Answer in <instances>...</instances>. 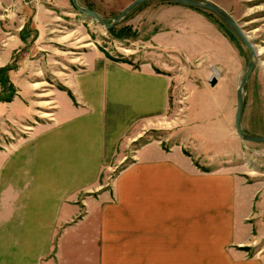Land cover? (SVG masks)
Masks as SVG:
<instances>
[{
	"label": "crops",
	"instance_id": "obj_1",
	"mask_svg": "<svg viewBox=\"0 0 264 264\" xmlns=\"http://www.w3.org/2000/svg\"><path fill=\"white\" fill-rule=\"evenodd\" d=\"M19 9L16 25L0 12V66L23 43ZM36 11L39 32L40 16L45 22L49 14L78 15L71 0H38ZM152 11L145 21L149 32L142 36L156 52L151 58L131 64L91 46L64 78L75 101L62 92L51 122L10 148L32 173L19 177L15 196L5 201L11 203L5 211L7 246L14 242L10 226L19 223L22 245L31 248L19 264H264V177L248 180L233 163H214L236 155L231 148L212 150L218 152L210 153L213 160L198 165L183 143L198 142L208 159L209 141L196 130H235L237 85L231 99L217 88L226 75L220 52L227 53L229 41L191 6L162 3ZM174 55L184 62L195 55L213 61L219 78L188 93L182 139L172 132L166 144L149 140L122 149L123 165L109 177L107 167L116 160L125 130L163 115L176 96ZM228 109L232 129L220 123ZM200 116L206 125H200ZM35 246L40 255L29 259ZM6 263L18 262H0Z\"/></svg>",
	"mask_w": 264,
	"mask_h": 264
},
{
	"label": "rangeland",
	"instance_id": "obj_2",
	"mask_svg": "<svg viewBox=\"0 0 264 264\" xmlns=\"http://www.w3.org/2000/svg\"><path fill=\"white\" fill-rule=\"evenodd\" d=\"M130 1L77 0L80 5L97 12L108 23ZM210 1L221 6L233 16L257 50L254 66L243 87L244 107L241 127L246 133L264 135V0ZM164 2L161 0H146L140 3L112 25L111 30L88 18L73 6L74 13L78 14L75 17L70 13L66 15L55 13L49 14V17L46 16L44 22L42 16H40L41 31L39 32L32 18V16L38 17V11H36L38 0H3V4L0 6L2 18L10 20L16 25L18 22L16 14L20 13L17 10L21 8L22 13L24 12L22 27L26 31H22V29L20 31L24 44L20 43L10 60L2 65L9 66L6 72L8 81L3 86L0 84V198L4 196L1 199L2 203L3 201L9 202L13 193L15 196L17 191L14 190L15 185L13 184L19 180V177L24 178L25 173L29 172L27 169L22 168L24 161L18 159L14 152L11 153L10 148L12 149L17 140L29 135L36 127L51 122L55 111L60 105L62 106L63 101L60 99L64 96L62 92L75 101L72 93L63 82L66 74L75 68L77 62H80L79 57L93 46L104 53L106 57H108L106 55L108 53L114 58L125 59L131 64H137L140 60H145L146 57L147 59L148 57L151 58L156 52L152 49L151 51L148 50V43L142 38L150 29L146 26L145 21L150 18V14L153 12L152 9H155L156 6L162 3H171ZM192 8L212 21L218 32L229 41L227 53L220 52L221 64L225 65L226 62L225 71L222 73H226V75L222 74L223 80L217 88L220 89V92L226 94L228 99H231L232 91L239 84L245 72L249 52L219 17L214 14L208 15L205 11L198 10L195 7ZM116 33H124V35L119 38L115 36ZM189 51L191 52L190 55H194L191 47ZM166 57L169 58L168 55ZM189 57L186 62L180 57H175V55L170 57L174 58L170 63H173V71L178 75V79L172 84L171 89L176 96L170 97L171 100L166 113L147 121L138 120L125 130L117 147L116 160H113V158L111 165L107 167L109 177L123 165L122 149L126 148L128 152L129 148L132 150L140 143L149 140H157L162 144H166L167 138H169L168 134L172 132L174 137L179 140L182 139L183 132L187 130L179 129L186 125L184 121L189 96L195 92L194 89H199V87L201 89L203 85L207 86L212 76L219 78L218 71L221 72L220 68L215 67L213 61H211L212 64L209 60H199V55H195L194 58ZM108 58L111 59V57ZM206 59H209V56ZM228 83H231L229 87H227ZM9 84L10 87H7ZM10 92H12L11 100H13H4L3 97L10 94ZM188 93H190L189 96ZM207 104H209L208 100L206 101ZM210 114V119L216 117ZM230 114L228 109L226 119L221 120L220 123L232 129ZM206 116H208V113ZM200 117L198 119L200 125H206L207 123L202 121L206 117ZM209 124L211 126L215 125L212 122ZM196 132L209 141L208 159L201 154L200 150H203L204 147L202 145L201 147L198 142L184 139L183 143L184 145L186 143V146L192 151L195 157L194 160L196 159L198 165L202 161L211 162L213 156L210 157V153L211 155L218 153L213 152L214 150L219 151L220 149L221 153H226V151H222L223 148H231L236 151V155L233 157L222 156L224 157L222 160H215L214 163L217 161L223 164L226 163V165L233 163V166L238 167L239 172L248 175V180L264 177V143L244 141L235 134V130H205V134L201 133V130H196ZM39 134H42V131ZM195 148H199V150H195ZM204 151L206 152V149ZM132 154L133 152L130 154L131 157H133ZM29 174L32 175L31 172ZM6 202L0 205V262L2 260L4 262L13 260L19 264L24 260L26 250L30 251L31 248L22 245L24 241L21 240L22 231L19 223L10 226V231L13 233V247L10 248V243L7 244L10 237H6L5 234L9 229L4 223L10 220V216L7 220L5 211L6 209L9 210L7 207L11 203L5 206ZM39 218H41V221L43 220L42 215ZM5 224H10V221ZM40 246L33 248L34 250L28 255L29 259H35L40 255L38 253L41 250ZM11 250L14 251L11 253Z\"/></svg>",
	"mask_w": 264,
	"mask_h": 264
},
{
	"label": "water",
	"instance_id": "obj_3",
	"mask_svg": "<svg viewBox=\"0 0 264 264\" xmlns=\"http://www.w3.org/2000/svg\"><path fill=\"white\" fill-rule=\"evenodd\" d=\"M146 0H131L124 8H122L117 14H115L110 22L108 23L107 20L103 19L97 12L94 10L80 5L77 0H71L72 5L75 9L79 12L85 14L88 18L95 20L98 24L102 25L105 28H110L120 19H122L128 12H130L134 7L139 5L140 3ZM165 2L171 3H178L184 4L191 7H198L205 9L217 17H219L226 26L230 29V31L235 35V37L247 48L249 52V60L246 64L245 72L237 85L236 88V105H235V112H234V128L235 132L238 137H240L244 141L249 142H257V143H264V135H257V134H249L242 130L241 127V115L243 112L244 107V96H243V87L247 82L252 68L254 66V59L256 57V50L253 47L252 42L247 38L246 34L244 33L243 29L237 23V21L233 18V16L224 8L217 5L216 3L210 0H161ZM210 85H214L216 83V77L212 76L209 79Z\"/></svg>",
	"mask_w": 264,
	"mask_h": 264
},
{
	"label": "trees",
	"instance_id": "obj_4",
	"mask_svg": "<svg viewBox=\"0 0 264 264\" xmlns=\"http://www.w3.org/2000/svg\"><path fill=\"white\" fill-rule=\"evenodd\" d=\"M196 9H198V10H201V11H205L208 15H213V13H211V12H209V11H207V10H204V9H202V8H198V7H195ZM227 27V26H226ZM108 30H111V28H108ZM123 35H124V33H119V34H115V36H117V37H119V38H122L123 37ZM106 55L108 56V57H111V59H113V60H119V61H125V62H127L125 59H118V58H114V57H112V56H110L108 53H106ZM9 68V66H7V65H5V66H2V67H0V84L3 86L4 84H5V82H7L8 81V79H7V76H6V72H7V69ZM7 87H10V84L9 85H7ZM12 92H10V94H8L7 96H4L3 97V99L4 100H8V101H10L11 100V96H12V94H11Z\"/></svg>",
	"mask_w": 264,
	"mask_h": 264
},
{
	"label": "bare ground",
	"instance_id": "obj_5",
	"mask_svg": "<svg viewBox=\"0 0 264 264\" xmlns=\"http://www.w3.org/2000/svg\"><path fill=\"white\" fill-rule=\"evenodd\" d=\"M253 47H254V45H253ZM255 48V47H254ZM255 50H256V48H255ZM256 55H257V50H256Z\"/></svg>",
	"mask_w": 264,
	"mask_h": 264
}]
</instances>
